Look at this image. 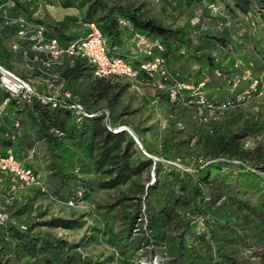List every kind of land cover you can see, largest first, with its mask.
<instances>
[{
  "label": "trees",
  "instance_id": "trees-1",
  "mask_svg": "<svg viewBox=\"0 0 264 264\" xmlns=\"http://www.w3.org/2000/svg\"><path fill=\"white\" fill-rule=\"evenodd\" d=\"M11 1L12 5L0 15V66L19 78L39 80L32 86L45 96L49 91L42 81L54 76L57 85L63 84L62 91H68L87 110H107L112 128L127 127L115 122L118 113L113 107L97 108L87 97L78 94L79 84L94 77L91 65L85 60L64 56L60 65L45 67L42 54H38V62L33 61L30 44L17 38L15 21L18 17L41 26L45 39H56L61 46L85 36L88 25L94 23L110 53L133 65L140 62L131 60V57L135 60L140 57L136 54L137 36H145L149 42L157 41L164 48L162 56L167 61L169 73L177 74L181 83L192 88L203 80L204 88L212 89L206 94L203 88L206 99L232 97L234 93L229 92L223 77L232 79L247 71L240 44L226 37L200 34L197 27L162 26L147 17L142 6L135 7L128 0H53L62 8H75L80 12V17L65 16L60 21L36 17L37 4L41 0ZM240 2L242 12L255 5L261 8L258 13L264 12V0ZM195 40H198L196 47ZM222 50L225 53L220 57ZM253 50L262 59L260 69L263 71L264 40L259 39L251 53ZM18 66L27 67L29 75L25 76ZM216 71L222 77H217ZM261 78L264 81V72ZM104 81L96 78L93 82L98 98L108 93L107 88L100 86ZM215 85L218 87L213 91ZM126 86L131 85L126 82ZM147 90L158 97L163 94L168 106H181L170 103L165 92ZM241 91L240 84L235 94ZM200 125L207 126L201 141L197 140L195 132L189 131L177 142L165 140L161 147L167 159L166 154L177 146L195 148L201 145L202 153L193 159L207 164L202 168L197 165L196 172L191 175L161 162L154 164L146 156L134 163L133 138L126 131L108 130L102 115L77 121L68 109L44 104L37 97L26 100L21 95L13 96L0 87V153L12 149L16 159L25 164L30 152L35 159L44 160L45 176L52 186V193L47 189L50 196L65 201L80 192L84 199L92 188L93 174L105 175L99 188L111 190L125 184L132 176L153 169L154 179L143 189L142 202H133L135 198L125 196L107 207L109 215L120 205L127 240L140 232L156 246H165L169 258L166 264H193L200 259L204 264H264V182L258 185L241 180L248 173L264 174V105L248 114L235 132L229 130L227 120L212 126L209 123ZM133 133L140 142L143 140L137 131ZM260 135L263 138L253 149L244 148L245 139ZM185 156L184 152H178V157ZM245 166L255 172L246 170ZM0 186L3 190L9 186L7 175L3 173H0ZM39 196L48 199L38 189H30L23 204L13 203L8 208L12 222L0 224V264H94L81 256L76 244L36 232L35 223L26 225L18 218L31 209V200ZM15 204L17 210L11 213ZM199 217L204 218L202 228L196 222ZM20 225H25L26 230H20ZM127 255L135 257L134 247Z\"/></svg>",
  "mask_w": 264,
  "mask_h": 264
},
{
  "label": "rangeland",
  "instance_id": "rangeland-1",
  "mask_svg": "<svg viewBox=\"0 0 264 264\" xmlns=\"http://www.w3.org/2000/svg\"><path fill=\"white\" fill-rule=\"evenodd\" d=\"M128 1L135 7L142 6L145 15L155 19L162 26L172 28L197 27L200 34H206L210 37H226L232 42L240 44L248 74L258 82L262 79V72H264L260 69L262 59L254 50L251 53L252 48L258 45L259 39L264 40V12L258 13L261 9L260 6L255 5L242 12L239 7L241 6L240 0ZM37 8L36 17L39 18L49 17L55 21H60L66 16V13H75L71 16L80 17V12L77 9L62 8L53 0H41L38 2ZM84 28L86 29L85 26ZM195 45L198 46V40H195ZM222 52L220 57L224 56V50ZM144 59V55L137 60L131 57L133 63ZM20 70L25 76L29 75L30 70L27 67L22 66ZM95 79L92 77L90 81L79 84L78 94L87 97L97 108L113 107L114 111L118 113L115 122L127 125L132 133L133 131L138 132L141 136V138L139 137L140 140L143 139L141 142L133 134L142 148L133 139L135 146L132 160L134 163H137L141 158L146 159L145 153L153 156L156 161L164 159L161 147L165 140L177 142L189 131L196 133L198 141H201L202 136L205 135L207 126L196 123L194 114L190 110L178 105L168 106L163 94L159 95L161 97L159 98L157 94L149 90H136L131 81L127 79L108 78L104 82H100V86L107 88L108 93L104 98H98L96 91H93ZM126 82L130 83L131 86H126ZM241 85L242 90L247 89V83L243 82ZM124 86L127 88L123 89ZM217 87L215 85L213 91H216ZM211 90L204 88L206 94L211 93ZM157 97L156 102L155 98ZM263 103V96L252 97L240 107L231 109L218 120L208 123L212 126L227 120L230 122L229 130L235 132L243 119L256 111V108H261ZM126 132L131 136L128 131ZM261 138H263L262 135L245 139L243 141L244 148L253 149ZM178 152L186 154L185 157L179 158L186 167H190L194 156L202 153V147L201 145L195 148L186 147V145L177 146L166 154L169 157L167 159L177 158ZM26 165L37 170L45 187L52 193V186L47 182L45 176L44 160L35 159L30 152ZM92 178L91 190L75 207L69 208L39 196L31 200V209L24 211L18 218L26 225L35 223L37 225L36 232L50 238L63 239L70 244H76L81 256L89 258L94 264H126V262H132L131 264H166L169 258L166 255L165 246H156L152 240L140 232H136L130 239H126L123 232L120 205L116 206L109 215L106 213L107 207L121 197L135 198L136 200L133 202H142V191L151 182L150 169L140 175L132 176L125 184L111 190L99 188V183L106 178L105 175L93 174ZM241 180L248 184L262 185L264 174L259 172L248 173ZM17 207L18 205L15 204L10 212L15 213ZM142 236L146 238H141ZM132 247L135 250V257L127 255ZM196 251L197 249H194V252ZM193 264H204V262L200 259L195 260Z\"/></svg>",
  "mask_w": 264,
  "mask_h": 264
},
{
  "label": "built area",
  "instance_id": "built-area-1",
  "mask_svg": "<svg viewBox=\"0 0 264 264\" xmlns=\"http://www.w3.org/2000/svg\"><path fill=\"white\" fill-rule=\"evenodd\" d=\"M12 5L11 0H0V15L6 7ZM17 25V38L22 42L30 44V49L34 53L33 61L38 62V54L44 55L42 65L50 67L51 65H60L61 58L66 56L72 59L85 60L93 69V76L99 79H108L111 77L123 78L131 81L132 86L138 91L151 89L153 91L165 92L170 103H177L184 108L193 111L194 121L198 124H207L210 121H216L227 111L240 107L250 98L264 95V81L262 79L254 80L247 71L242 76H234L232 79L223 77L229 92L234 93L232 97H226L222 100L206 99L204 97V82L200 81L194 88L188 87L181 83L177 74L169 73L167 61L162 56L163 46L157 41L149 42L145 36L136 38V54L145 56L143 61L133 65L122 57L114 56L110 53L108 44L103 38L100 30L94 23L88 25L89 31L85 36L75 39L66 46H61L56 39L47 41L43 35V28L30 24L24 17H18L15 21ZM14 49L16 46L13 47ZM217 77H222L219 71L215 72ZM52 78V79H51ZM46 78L42 82L49 91V95L39 94L32 86L39 80L33 77L22 79L14 73L0 66V87L8 91L13 96L21 95L22 98L30 100L31 97H37L44 104H51L52 107H61L68 109L76 116L77 121L83 118H93L102 115L104 125L112 132L128 131L135 142L141 144L130 130L125 126L112 128L109 123V113L105 109L89 111L84 105L75 101L68 91H62L63 84H56L55 77ZM247 83V89L241 92L235 91L240 84ZM258 87L260 91L257 92ZM186 90H189V92ZM264 105V103H263ZM145 156L152 159L153 163L161 162L164 165L172 166L185 173L193 175L196 172V166L202 168L207 163H202L201 159H192L190 167H186L178 157L175 159L157 160L145 153ZM246 170L255 172L254 169L247 166ZM0 173L7 175L9 186L3 190L0 186V224L12 222L8 213V208L13 203L23 201L24 196L30 189H38L46 195L48 199L55 203L67 207H75L81 201V193L76 196L60 201L48 194L40 175L33 168L16 159L12 149H7L0 153ZM154 179L153 169L151 171V180ZM196 222L200 228L203 227L204 218L199 217ZM20 230H26L25 225L19 226Z\"/></svg>",
  "mask_w": 264,
  "mask_h": 264
},
{
  "label": "crops",
  "instance_id": "crops-1",
  "mask_svg": "<svg viewBox=\"0 0 264 264\" xmlns=\"http://www.w3.org/2000/svg\"><path fill=\"white\" fill-rule=\"evenodd\" d=\"M72 14H75V13H66V16H71ZM63 18H61L60 20H62ZM18 68L21 69L20 66H18Z\"/></svg>",
  "mask_w": 264,
  "mask_h": 264
}]
</instances>
